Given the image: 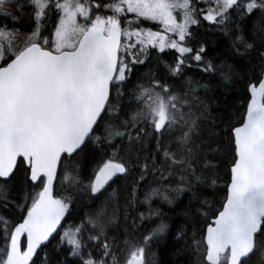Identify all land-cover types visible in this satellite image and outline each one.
I'll return each instance as SVG.
<instances>
[{
  "label": "snow or ice",
  "instance_id": "snow-or-ice-1",
  "mask_svg": "<svg viewBox=\"0 0 264 264\" xmlns=\"http://www.w3.org/2000/svg\"><path fill=\"white\" fill-rule=\"evenodd\" d=\"M166 252L264 264V0H0V264Z\"/></svg>",
  "mask_w": 264,
  "mask_h": 264
},
{
  "label": "trees",
  "instance_id": "trees-1",
  "mask_svg": "<svg viewBox=\"0 0 264 264\" xmlns=\"http://www.w3.org/2000/svg\"><path fill=\"white\" fill-rule=\"evenodd\" d=\"M208 39L214 42L216 48V50L213 51L211 54L213 56L220 57V59L217 60V63H220L221 59L227 62H231L229 59V54L227 53L228 42L224 41L223 43H221L220 40H218L215 36H209ZM168 214L171 217L170 223L176 226H179L181 224L182 218L177 217L175 212H169ZM160 259L163 264H168V262L171 261L173 257L170 252H166L160 257ZM253 264H259V257L254 258Z\"/></svg>",
  "mask_w": 264,
  "mask_h": 264
}]
</instances>
